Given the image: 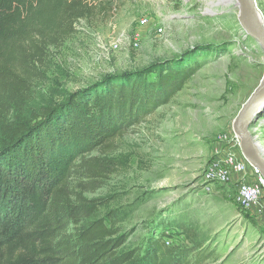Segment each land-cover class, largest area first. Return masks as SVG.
Masks as SVG:
<instances>
[{"label": "rangeland", "instance_id": "rangeland-1", "mask_svg": "<svg viewBox=\"0 0 264 264\" xmlns=\"http://www.w3.org/2000/svg\"><path fill=\"white\" fill-rule=\"evenodd\" d=\"M85 4L87 15L71 30L65 26L67 35L36 37L23 45L15 66L21 81L1 89L0 125L33 121L109 77L163 62L191 67L192 75L169 104L111 149L76 163L69 193L74 201L97 205L91 222L104 219L116 237L126 236L119 254L142 248L158 230L170 246L195 254L205 249L209 258L201 264H264V216L243 212L233 190L217 185L216 193L206 195L200 188L211 143L233 130L264 80V50L243 31L236 0ZM257 4L264 30V0ZM251 131L264 152V108Z\"/></svg>", "mask_w": 264, "mask_h": 264}, {"label": "trees", "instance_id": "trees-1", "mask_svg": "<svg viewBox=\"0 0 264 264\" xmlns=\"http://www.w3.org/2000/svg\"><path fill=\"white\" fill-rule=\"evenodd\" d=\"M86 1L0 0V99L1 89L21 81L15 66L23 45L67 35L87 15ZM171 65L109 77L33 121L0 125V264H201L209 258L205 249L195 254L168 246L158 230L142 248L119 254L126 236L116 237L104 219L91 222L97 205L74 201L68 190L79 160L111 149L184 88L193 69Z\"/></svg>", "mask_w": 264, "mask_h": 264}, {"label": "built area", "instance_id": "built-area-1", "mask_svg": "<svg viewBox=\"0 0 264 264\" xmlns=\"http://www.w3.org/2000/svg\"><path fill=\"white\" fill-rule=\"evenodd\" d=\"M255 1L257 3V0ZM140 23L146 25L148 21L141 19ZM112 48L116 49L117 45ZM219 139L227 146V149L221 147L214 149L202 178L206 183L233 190L235 201L241 210L245 213H253L258 205L264 203V176L245 158L241 141L234 132L230 136H222ZM219 139L217 141H220ZM167 245L170 246V243L167 242Z\"/></svg>", "mask_w": 264, "mask_h": 264}, {"label": "water", "instance_id": "water-1", "mask_svg": "<svg viewBox=\"0 0 264 264\" xmlns=\"http://www.w3.org/2000/svg\"><path fill=\"white\" fill-rule=\"evenodd\" d=\"M233 1V0H230ZM239 20L243 31L253 38L264 50V30L260 29L258 18L261 16L255 0H236ZM262 17V16H261ZM264 108V80L243 105L233 123V132L241 141L242 151L249 163L260 170L264 176V152L251 131L256 116Z\"/></svg>", "mask_w": 264, "mask_h": 264}, {"label": "crops", "instance_id": "crops-1", "mask_svg": "<svg viewBox=\"0 0 264 264\" xmlns=\"http://www.w3.org/2000/svg\"><path fill=\"white\" fill-rule=\"evenodd\" d=\"M233 133V130L232 131H226L224 132L223 134H220L214 142L211 143V149H212V155H213V152H214V149L216 147H221V148H225V150L227 149L226 145L225 144H222L221 142V138L222 136H230L232 135ZM220 140V141H217V140ZM212 157V156H211ZM234 178H236L234 176ZM219 186H217V184H213V183H206L203 178H201V181H200V188L201 190L206 194V195H211V194H214L216 193V188H218ZM227 191V189H225ZM263 210H264V203H261L260 205H258L254 210H253V214H262L263 215Z\"/></svg>", "mask_w": 264, "mask_h": 264}, {"label": "bare ground", "instance_id": "bare-ground-1", "mask_svg": "<svg viewBox=\"0 0 264 264\" xmlns=\"http://www.w3.org/2000/svg\"><path fill=\"white\" fill-rule=\"evenodd\" d=\"M258 20H259V26H260V29L263 30V28H262V21H261V18L259 17ZM259 144H260V146H261V148H262V143H259Z\"/></svg>", "mask_w": 264, "mask_h": 264}]
</instances>
